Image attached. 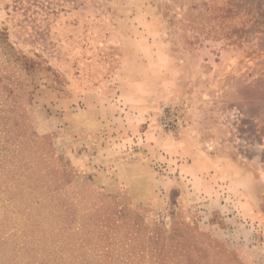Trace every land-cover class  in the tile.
<instances>
[{
    "label": "rangeland",
    "instance_id": "rangeland-1",
    "mask_svg": "<svg viewBox=\"0 0 264 264\" xmlns=\"http://www.w3.org/2000/svg\"><path fill=\"white\" fill-rule=\"evenodd\" d=\"M0 264H264V0H0Z\"/></svg>",
    "mask_w": 264,
    "mask_h": 264
}]
</instances>
